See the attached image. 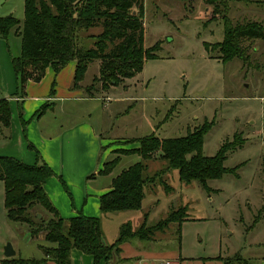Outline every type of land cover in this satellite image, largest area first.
Wrapping results in <instances>:
<instances>
[{
    "label": "rangeland",
    "instance_id": "374dc122",
    "mask_svg": "<svg viewBox=\"0 0 264 264\" xmlns=\"http://www.w3.org/2000/svg\"><path fill=\"white\" fill-rule=\"evenodd\" d=\"M205 1L143 0L144 46L161 42L158 59L147 61L139 74L118 86L102 90L95 84L89 94L82 90L84 97L91 94L95 100L74 106L67 103L62 116L59 111L52 113L51 107L46 118L49 125L71 115V121L85 120L109 147L125 149L138 147V143H126L132 139L151 134L160 139L180 138L213 122L203 138L206 157L215 156L224 142L239 136L241 147L228 152L223 163L225 169L235 171L208 181L207 189L197 182H179L176 170L166 171L145 187L141 211L149 215L148 226L171 209L179 212L185 207L186 215L178 233L176 225H171L154 243H142V248L179 254L188 264H221L238 253L250 264H264V40L245 43L246 63L237 59L222 63L218 52L206 49V44L222 41L223 24L203 19L211 12ZM215 4L221 6L218 18L226 15L233 25L253 21L264 25V0H216ZM7 16L18 20L21 28L24 0H0V17ZM98 32L95 28L83 35ZM0 41L4 45L0 48L2 80L11 85L15 80L11 58L20 56L21 39L12 30ZM91 43L82 40L84 47ZM98 72L99 63L90 64L82 86L92 85ZM1 92L0 99L6 96L4 89ZM16 126L19 129L18 119L11 129ZM139 161L138 155L122 156L111 175L99 178L97 185L109 184L111 177ZM165 168L163 161L152 160L146 174L153 177ZM3 195L0 181V261L7 243L21 258H41L37 247L43 242L31 239L26 225L6 218ZM256 216L257 223L252 225ZM99 219L106 245L117 239L122 224L131 222L138 228L143 221L140 211L101 214ZM132 244L141 246L136 241Z\"/></svg>",
    "mask_w": 264,
    "mask_h": 264
},
{
    "label": "trees",
    "instance_id": "16d2710c",
    "mask_svg": "<svg viewBox=\"0 0 264 264\" xmlns=\"http://www.w3.org/2000/svg\"><path fill=\"white\" fill-rule=\"evenodd\" d=\"M215 2L205 1L211 7V12L203 19L209 23L221 22L223 39L219 43L206 44L207 51L218 52V60L222 63L234 59L246 63L248 46L245 43L264 40L263 23L253 21L233 25L226 15L218 18L220 12L217 8L221 6ZM222 6L226 7L225 4ZM143 18V0H24L21 28L19 21L12 16L0 17V39L6 40L12 30L21 39L20 56L11 58L16 79L15 96L25 98L28 82L39 83L47 69L57 75L71 62H75L73 89L80 88L89 65L96 61L99 63L98 75L93 78L92 85L84 88L88 94L94 90L95 84L106 90L135 77L147 61L158 59L157 53L161 49V42L148 48L144 46ZM95 28L99 29L96 35H83ZM82 40L92 43L84 47ZM89 97L94 96L90 94ZM46 108V105L43 106L36 116L39 117ZM10 123L9 103L6 99H0V124L3 128H9ZM22 123L24 128L26 123ZM212 125L213 122H205L180 138L160 139L151 134L126 142L138 143V147L112 150L115 157L102 165L99 175H109L122 156L138 155L141 161L112 179L110 190L99 198L100 213L139 211L145 187L154 184L156 178L168 170L178 172L179 182H197L204 189H207L208 181L235 171L225 169L223 163L228 152L241 147L243 142H240L239 136L235 135L233 142H224L215 156L203 155V138ZM28 148L36 156L32 165L14 158L0 157V181L4 186L6 218L12 223L26 225L31 239L43 234L44 242L51 246H38L42 252L40 259L16 256L3 259L0 264H71L70 253L73 250L91 256L93 264H114L123 243L130 240L151 243L158 233L171 225H176L178 233L185 221V207L179 208V212L171 209L165 218L152 226L147 225L148 214H145L143 223L137 229L133 230L130 223L121 225L118 238L113 244L106 245L102 241L99 218L85 217L80 213L69 219L60 217L44 190L46 180L54 173L47 164L41 162L32 146ZM157 159L163 161L166 168L148 177V163ZM38 215H41L40 219ZM257 219L258 216L252 225L257 223ZM220 262L250 264L239 253Z\"/></svg>",
    "mask_w": 264,
    "mask_h": 264
},
{
    "label": "crops",
    "instance_id": "0c3cea01",
    "mask_svg": "<svg viewBox=\"0 0 264 264\" xmlns=\"http://www.w3.org/2000/svg\"><path fill=\"white\" fill-rule=\"evenodd\" d=\"M3 46L0 41V48ZM74 68L75 62H71L57 75H54L51 69H47L45 76L39 83H27L25 88L26 96L20 99L15 96L16 79L14 84L12 82L11 85L3 83L2 78L5 74L0 67V92L2 89L6 91V93L3 92L6 96L3 95L4 97L1 99L8 101L11 113L9 128H3L0 124V137L3 136L4 140L3 144L0 143V157H10L26 165H32L36 161L35 152L28 148V146H32L37 151L41 162L47 164L54 173L51 178L46 180L44 190L60 217L69 219L80 213L85 217L99 218L101 215L99 198L110 190L111 181L115 177H111L109 184L99 186L97 185V180L101 177L110 176L112 172L106 176L99 175L98 172L102 169V165L108 162L106 158L114 155L111 151L121 147L113 148L114 144L109 147L110 143H104L101 133L97 134L91 124L83 119V121H76V119L71 121L70 119H73L71 115L68 118H62L60 121L54 120L53 124L49 125L46 118V113L51 107L52 113L59 111L60 116H62L64 114L63 109L67 103L74 106L79 105V102L95 100V97H87L86 95L84 97L82 95V90L85 88L82 84H80V88H72ZM45 105L47 107L46 110L41 111L39 117L36 116ZM17 119L20 126L19 129L16 126L13 131L11 125L16 124ZM22 122L26 123L24 128ZM119 174L117 173L115 176ZM91 175L93 177L89 178ZM141 210L142 206L139 211L144 219V215L148 213H143ZM127 223L131 224L133 230L137 229L133 227L131 222ZM163 233H158L151 243L157 241L159 234ZM36 240L45 243L43 234L38 235ZM133 241H136L141 246L133 245ZM142 243L148 242L130 240L123 243L120 246V254L113 263H191L182 259L179 254H166L163 249L143 251ZM41 244L38 246H43ZM37 248L42 255L39 247ZM16 256L19 257L17 251H15ZM70 261L71 264H93L91 256L77 250L71 251ZM49 264L54 263L49 262ZM101 264L105 263L102 262Z\"/></svg>",
    "mask_w": 264,
    "mask_h": 264
},
{
    "label": "water",
    "instance_id": "95a60500",
    "mask_svg": "<svg viewBox=\"0 0 264 264\" xmlns=\"http://www.w3.org/2000/svg\"><path fill=\"white\" fill-rule=\"evenodd\" d=\"M38 219L41 218L40 215L37 216ZM3 256L5 259H10L15 257V251L13 250L11 244L7 243L6 246L3 248Z\"/></svg>",
    "mask_w": 264,
    "mask_h": 264
}]
</instances>
